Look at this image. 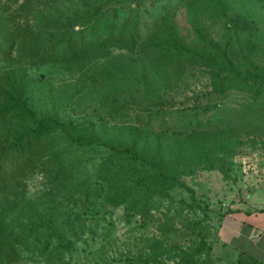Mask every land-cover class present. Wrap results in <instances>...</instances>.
I'll list each match as a JSON object with an SVG mask.
<instances>
[{
	"label": "rangeland",
	"instance_id": "374dc122",
	"mask_svg": "<svg viewBox=\"0 0 264 264\" xmlns=\"http://www.w3.org/2000/svg\"><path fill=\"white\" fill-rule=\"evenodd\" d=\"M89 1L31 7L24 0H1L0 16L10 18L14 30L36 31V45L45 48L72 33ZM220 1L222 10L205 8L204 0H144L143 55L106 48L73 64H32L19 54L0 61V143L40 121L50 146L44 165L0 191L1 224L11 238L0 264H226L219 221L233 209L228 200L237 204L264 189V136L249 131L248 141L241 130V145L220 154L225 174L201 167L182 174L149 209L109 200L125 185L143 182L147 172L141 161L109 145L131 143L132 137L151 140L159 130L146 131L139 118L162 98L177 104L205 89L210 71L203 64L212 50L222 53L231 44L243 69L264 71V3ZM135 3L116 0L109 9L124 17ZM241 9L248 14L245 30L237 24ZM181 41L191 52L184 68L157 47ZM258 97L264 99V92ZM240 99L236 92L231 101ZM93 137L109 145H93ZM63 147L69 150L58 152ZM62 161L66 171L58 169Z\"/></svg>",
	"mask_w": 264,
	"mask_h": 264
},
{
	"label": "trees",
	"instance_id": "16d2710c",
	"mask_svg": "<svg viewBox=\"0 0 264 264\" xmlns=\"http://www.w3.org/2000/svg\"><path fill=\"white\" fill-rule=\"evenodd\" d=\"M1 1V0H0ZM51 0H24V5L48 4ZM87 1V0H85ZM136 1V0H135ZM144 0L129 5L133 11L124 17L111 12L109 6L116 0H90L84 13L72 24V33L61 34L45 48L36 45V31L12 29V20L0 16V61L19 54L32 64L47 62L75 63L83 57L106 48H115L143 55L144 37L141 35L140 6ZM201 1V0H200ZM264 3V0H258ZM203 2V1H202ZM220 0H204L205 8L224 9ZM223 15L226 10H223ZM239 30L248 20L246 9L236 11ZM77 28V29H75ZM229 45V47H228ZM227 43L228 50H212L203 66L208 69V86L193 93L177 104L160 99L153 107L146 108L144 129L157 128L156 134L139 141L109 145L93 137V145L108 144L115 153H123L141 161L147 168L145 180L125 185L120 191L109 196L110 203L129 202L135 208L149 209L156 195L162 198L165 185L177 184L182 174H192L198 168H217L225 174L220 154H228L241 145L238 134L250 137V132L264 136V71L243 69L234 58V46ZM159 50L176 59L180 68L188 65L190 45L181 41L177 45L160 44ZM218 49V48H217ZM189 50V51H188ZM262 75L259 77L258 75ZM241 93L238 102H232V95ZM0 114H4L0 109ZM48 132L39 121L36 128L18 135L7 137L0 143V191L19 185L40 164L46 163ZM246 143L242 142V145ZM63 147L58 152H65ZM216 161V163H214ZM67 162L62 161L58 169L66 171ZM113 186L109 177L103 179ZM16 183V184H13ZM112 188V187H111ZM20 188L16 193L20 195ZM111 192V191H110ZM109 192V194H110ZM142 192V193H141ZM2 202L0 200V218ZM227 209L224 213L231 212ZM11 238L0 219V259L6 253Z\"/></svg>",
	"mask_w": 264,
	"mask_h": 264
},
{
	"label": "crops",
	"instance_id": "0c3cea01",
	"mask_svg": "<svg viewBox=\"0 0 264 264\" xmlns=\"http://www.w3.org/2000/svg\"><path fill=\"white\" fill-rule=\"evenodd\" d=\"M221 216L218 240L226 264H264V189H255Z\"/></svg>",
	"mask_w": 264,
	"mask_h": 264
}]
</instances>
